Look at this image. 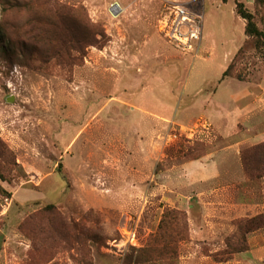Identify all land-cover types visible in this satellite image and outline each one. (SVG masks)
I'll return each mask as SVG.
<instances>
[{
    "label": "rangeland",
    "instance_id": "rangeland-1",
    "mask_svg": "<svg viewBox=\"0 0 264 264\" xmlns=\"http://www.w3.org/2000/svg\"><path fill=\"white\" fill-rule=\"evenodd\" d=\"M240 1L264 31V0ZM175 3L201 17L193 49L160 31ZM236 3L0 0V264H264V225L239 226L264 221L241 156L264 141V47ZM51 8L108 43L26 60ZM208 155L220 176L196 177Z\"/></svg>",
    "mask_w": 264,
    "mask_h": 264
},
{
    "label": "trees",
    "instance_id": "trees-1",
    "mask_svg": "<svg viewBox=\"0 0 264 264\" xmlns=\"http://www.w3.org/2000/svg\"><path fill=\"white\" fill-rule=\"evenodd\" d=\"M223 2H227L228 0H222ZM236 11L237 14L246 21L245 33L248 36H252L256 38V46L261 49L264 47V31L260 30L255 22V16L247 10L244 3L240 0H236ZM75 15V11H63L56 8H51L47 11L46 14L42 17V19L33 21L31 27L26 30L25 35H30L29 40H31V47L23 48L20 50V53L24 54L25 59H29L31 55L34 54L33 51L38 50L35 54L38 55L41 59H51L52 56L55 59L60 58L65 55L70 60L74 59L72 52H76L80 55H84L86 49L90 46H96L98 48L106 46L108 43L107 35L104 31H95L91 32L86 27L77 28L74 22L71 21V18ZM84 26V25H82ZM100 37V39H99ZM5 42L6 51H10L11 53H15L16 48L14 45V40L11 37H2ZM18 39V38H17ZM18 44L21 45L22 41L17 40ZM41 46H45L44 48H40ZM230 67L224 72L223 76H227ZM251 152H243V164L246 175L250 178L255 176H260V171L263 170L264 167V153L261 151L264 150V141L257 143L253 148H251ZM199 159V158H196ZM256 164H253L256 162ZM256 173V174H255ZM262 173V172H261ZM264 176V172L262 173ZM3 175L0 172V178ZM53 205H48L44 210H51ZM264 225V221L261 220V217H256L249 219L247 221H241L239 223L240 228L245 227L251 228L252 230L261 228ZM65 228V227H64ZM53 229V228H52ZM51 230V228H50ZM49 228L47 229V234L50 233ZM251 230V231H252ZM52 231V230H51ZM134 248V247H133ZM163 248H170V244L166 243ZM134 256L130 257L127 261V264H132L134 261L136 264L141 263V257L133 259ZM145 258V257H144ZM146 262L150 261L149 259L145 260Z\"/></svg>",
    "mask_w": 264,
    "mask_h": 264
},
{
    "label": "built area",
    "instance_id": "built-area-1",
    "mask_svg": "<svg viewBox=\"0 0 264 264\" xmlns=\"http://www.w3.org/2000/svg\"><path fill=\"white\" fill-rule=\"evenodd\" d=\"M201 22L199 15L190 12L183 4L175 3L167 7L159 27L172 42L184 49H193V45L201 40Z\"/></svg>",
    "mask_w": 264,
    "mask_h": 264
},
{
    "label": "crops",
    "instance_id": "crops-1",
    "mask_svg": "<svg viewBox=\"0 0 264 264\" xmlns=\"http://www.w3.org/2000/svg\"><path fill=\"white\" fill-rule=\"evenodd\" d=\"M213 155H208L207 157H204L202 160L201 158L197 161H194L193 168L198 169L197 170V176L201 178L210 177L213 176V178L220 176V170H218V163L215 162V159L211 157ZM210 161V162H206ZM204 162V163H203ZM194 164H197L196 166ZM203 176H200V175ZM195 176V175H194Z\"/></svg>",
    "mask_w": 264,
    "mask_h": 264
}]
</instances>
